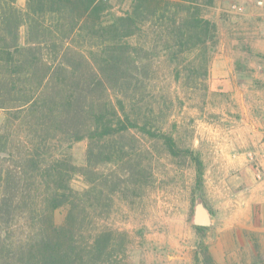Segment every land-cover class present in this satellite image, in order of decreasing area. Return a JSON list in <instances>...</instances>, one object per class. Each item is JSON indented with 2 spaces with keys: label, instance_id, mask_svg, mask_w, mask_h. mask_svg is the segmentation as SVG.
<instances>
[{
  "label": "rangeland",
  "instance_id": "374dc122",
  "mask_svg": "<svg viewBox=\"0 0 264 264\" xmlns=\"http://www.w3.org/2000/svg\"><path fill=\"white\" fill-rule=\"evenodd\" d=\"M26 2L13 0V5L24 10ZM250 3L198 0L189 6L170 5L155 15V5L146 3L140 5L145 7L146 18L128 38L120 36L123 28L112 33L102 27L114 16L138 7V3L106 0L101 13L88 16L84 29L91 37L80 31L66 39L68 45L61 49L52 40L55 22L47 15L42 22L47 29L32 34L34 40L39 38L44 44H31L26 54L27 59L36 57L37 63L0 68V75L12 74L7 84L0 80V94L9 102L0 107V133L12 138V148L7 149L9 164L25 168L29 179H22L21 187H32L31 198L41 205L47 185L20 156L30 152V140L34 138L42 143L38 152L47 161L65 159L64 184L71 192L46 219L56 226L72 228L77 255L87 254L86 246L106 232L110 235L107 264H264V231L252 229L248 221V174L235 170L224 176V187L218 182L221 174L216 171L213 126L219 103L228 97L211 90L214 82L210 76L221 35L218 23L222 19L230 24L245 23L251 14ZM194 15L209 21V31H200L198 38L189 34L178 38L174 28L186 23L181 28L185 31L187 21L181 18L190 20ZM93 22L102 25L93 28ZM26 37L22 25L19 41L26 44ZM6 40L12 41L10 37ZM233 51L249 54L250 50L239 44ZM41 54L54 65L39 64ZM2 56L9 58L5 53ZM33 65L34 69L29 68ZM97 75L101 80L87 88V82ZM73 89L78 92L74 108L81 111L84 107L85 111L76 112L72 121L53 120L52 115L66 106L64 97ZM39 91H46L40 102L46 108V120L40 114L27 115V108L35 109L29 108L30 102L20 109L26 102L21 101L23 98L28 101ZM124 113L136 119L138 127L120 129ZM41 122L45 126L41 131L30 130L29 123ZM109 124L113 125L109 133L101 135ZM164 136L171 137L177 153L170 152ZM4 144L5 140H0V150ZM194 158L201 164V190L195 188ZM248 158L256 159L253 154ZM258 171L255 178L261 180ZM33 183L42 187L37 190ZM49 187H54L52 181ZM198 199L211 218L202 231H197L193 223ZM222 199L226 203H221ZM36 214L24 213V208L16 211L12 219L19 225L6 240L28 235ZM20 255L15 253L13 260L0 264L19 262Z\"/></svg>",
  "mask_w": 264,
  "mask_h": 264
},
{
  "label": "trees",
  "instance_id": "16d2710c",
  "mask_svg": "<svg viewBox=\"0 0 264 264\" xmlns=\"http://www.w3.org/2000/svg\"><path fill=\"white\" fill-rule=\"evenodd\" d=\"M136 2L138 3L137 5L139 8L135 7L133 10L128 11L123 15L114 16L113 20L108 24H105L102 29L112 33H119L123 28V31L120 32L122 33L120 36L123 35L124 37L132 38L135 35V31L139 29L137 26L141 22V19L146 18V16H143V9H145V7H141L140 5L146 3L154 4L155 15L159 10L166 11L170 5L189 6V4L197 3L198 0H183L181 2H172L170 0H133V3ZM105 3L106 0H27L26 7L23 10L16 8L13 5V0H0V68H9L17 64L28 63V61L37 63L35 60L36 57L27 59L26 54L28 49L32 48V45L41 46L44 44V41L39 38L34 40L32 34L34 32L43 33L44 28L47 29V26L42 23L47 15L55 22L53 32L56 34L52 35V40L54 44L57 43V48L61 49L66 43L68 45V42L66 41L72 35H76L80 31H84V33H87L88 36L91 37L87 30L84 29L85 24L89 19L88 16H91L93 12L101 13L104 10L103 4ZM36 6H39V8L36 9ZM181 19L187 21V28H185V31L181 30V28L185 27L186 23L180 25L179 28H174L175 30H178L176 34L178 38H183L186 35L188 36V34L198 38L200 31H203L204 33L209 31V21L198 15L192 16L190 20L188 18ZM172 22L173 25L176 24L175 21ZM22 25L26 27V44L19 41V29ZM101 25V22L92 23L93 28L101 27ZM65 26H67L66 32L63 31ZM59 34L62 35L60 36ZM28 36L30 38H28ZM8 37L12 40L9 43L6 40ZM104 44L105 40L101 42V46ZM3 53L9 55V58H4L2 56ZM38 61L40 62L39 64L48 67L54 65V62H51L52 64L49 63L47 58L42 54L38 58ZM58 64L60 65L61 62H58ZM34 67V65L29 66V68L33 69ZM63 67L67 69L66 67L68 66L64 65ZM11 77L12 74H2L0 75V80H3L4 83L7 84V80ZM99 80H101V77L98 75L95 76L94 79L87 82V88L91 87L92 84L99 82ZM44 85H48V80ZM45 92L39 91L35 97L28 99V101L27 98H23L21 101L26 102H23L24 106L20 109L26 107V103L30 102L31 105L29 108L35 106V109L28 111L27 108V115L29 114L31 116L34 114H40L43 116L42 119L46 120L45 115H43L46 112V108L40 104ZM76 96L78 97V92L75 91V89L69 90L68 95L64 97V103L66 106L63 107L61 111H56V113L52 115L54 116L53 120H59V118H61L63 121H72L71 119L76 116V112L81 113L85 111L84 107H80L81 111L74 108L76 105ZM4 97L5 95L2 96L0 94V107H6L2 105L9 103ZM21 105L23 104L21 103ZM21 105H19L17 109H19ZM72 109L75 110V112H73ZM122 109V112H124L123 107ZM115 112L116 111L114 110V113ZM115 115L118 122H120L122 118L117 112ZM123 115V120L125 122L121 124L122 128L120 129L128 130L129 127H138L136 119H132L125 113ZM43 123L44 122L39 124L29 123L30 130L35 132L41 131V129L45 127ZM112 126L113 125L111 124L107 125L101 132V135L108 134L110 131L109 128ZM164 138L170 152L173 154L177 153V147L171 137L164 136ZM11 139L10 136L2 135L0 133V140H5V148L0 150V152L4 151L2 161H0V262H6L10 259L13 260L15 253H21L22 256L20 255L19 262H14L13 264H77L79 261H83V263L90 262L96 264L99 262L101 264H107L109 261V258L107 257L110 252L109 234H106V232L99 233L93 238L92 242L86 246V248L89 249L87 250V254L77 255L74 247L75 239L74 234H72V228L69 227L67 229L65 225L56 226L51 219L50 221H47L46 219L47 217H51L53 209L68 199L71 192V189H69L67 184H64L65 181L67 183V179L65 178V175L67 174H64L65 172L62 170V165L65 163V159L58 157L47 161L48 159L42 157L43 155L38 152L42 143L38 139L33 138V140H30V152L20 156V158L23 163L31 166L29 170L38 172V177L43 178V181H45L47 185L46 195L41 205L35 204L34 200L31 198L33 188L28 185L21 187V180L29 179L25 168H15V166L9 164L7 149L12 148ZM190 154L193 155L192 153ZM194 161L195 188L201 190L203 181L201 164L197 158H194ZM51 181L54 184L53 188L49 187ZM34 186L37 190L42 187L40 184H34ZM22 208H24V213H37L36 218H33L32 220V230L30 228L31 232H29L28 235H22L14 241H8L6 240V235H8L13 228L15 230L16 224L18 223V221L13 222L14 220L12 218L16 211ZM71 213L72 212L68 213L67 218L70 217ZM18 225L19 224H17V226ZM194 228L197 231H202L206 227L194 225Z\"/></svg>",
  "mask_w": 264,
  "mask_h": 264
},
{
  "label": "crops",
  "instance_id": "0c3cea01",
  "mask_svg": "<svg viewBox=\"0 0 264 264\" xmlns=\"http://www.w3.org/2000/svg\"><path fill=\"white\" fill-rule=\"evenodd\" d=\"M249 9L245 23L222 19L217 25L221 35L210 70L211 90L228 99L216 110L215 157L222 187L227 183L226 173L248 174V221L252 229L264 231V0H251ZM230 31L231 35L225 34ZM239 44L249 48V54L234 52ZM252 154L255 160L248 158ZM258 170L261 180L255 178Z\"/></svg>",
  "mask_w": 264,
  "mask_h": 264
},
{
  "label": "water",
  "instance_id": "95a60500",
  "mask_svg": "<svg viewBox=\"0 0 264 264\" xmlns=\"http://www.w3.org/2000/svg\"><path fill=\"white\" fill-rule=\"evenodd\" d=\"M211 222L210 213L201 199L195 204L193 223L195 225L208 226Z\"/></svg>",
  "mask_w": 264,
  "mask_h": 264
},
{
  "label": "built area",
  "instance_id": "2783aa9c",
  "mask_svg": "<svg viewBox=\"0 0 264 264\" xmlns=\"http://www.w3.org/2000/svg\"><path fill=\"white\" fill-rule=\"evenodd\" d=\"M260 176H261V173H257V177L260 178Z\"/></svg>",
  "mask_w": 264,
  "mask_h": 264
}]
</instances>
